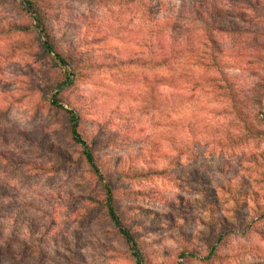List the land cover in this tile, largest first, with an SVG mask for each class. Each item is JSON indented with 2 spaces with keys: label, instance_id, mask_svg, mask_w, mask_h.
<instances>
[{
  "label": "clouds",
  "instance_id": "clouds-1",
  "mask_svg": "<svg viewBox=\"0 0 264 264\" xmlns=\"http://www.w3.org/2000/svg\"><path fill=\"white\" fill-rule=\"evenodd\" d=\"M0 264H264V0H0Z\"/></svg>",
  "mask_w": 264,
  "mask_h": 264
}]
</instances>
